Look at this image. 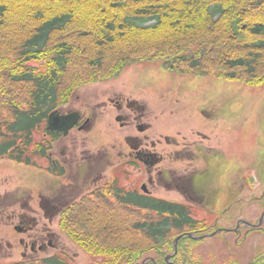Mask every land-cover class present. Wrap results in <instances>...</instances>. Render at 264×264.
I'll return each instance as SVG.
<instances>
[{"label":"trees","instance_id":"obj_1","mask_svg":"<svg viewBox=\"0 0 264 264\" xmlns=\"http://www.w3.org/2000/svg\"><path fill=\"white\" fill-rule=\"evenodd\" d=\"M143 63L263 87L264 0H0V158L44 159L45 135L59 136L46 131L52 112L77 89ZM59 227L103 264H139L150 253L166 264L177 237L208 230L191 206L118 182L66 209ZM188 242H179L175 264H200ZM11 264L70 262L62 254ZM249 264H264V252Z\"/></svg>","mask_w":264,"mask_h":264},{"label":"rangeland","instance_id":"obj_2","mask_svg":"<svg viewBox=\"0 0 264 264\" xmlns=\"http://www.w3.org/2000/svg\"><path fill=\"white\" fill-rule=\"evenodd\" d=\"M114 91L138 100L147 107L153 136L163 134L171 138L177 137L180 142L186 138L191 144L201 140L208 148V175L202 177L208 183L203 191L197 192L198 196L203 197L204 206L202 203L200 206L193 205L189 195L175 187L168 190L164 186H149L145 171L136 168H130L125 175L119 172V177L127 188L141 192V186L147 184L156 198L191 204L194 217L210 226L202 234L209 233L216 222L233 227L235 222L230 217L238 215L239 209L243 210L245 217L251 215L254 222L260 218L264 210V86L252 88L240 82H227L213 76H175L162 70L158 63H143L129 68L116 80L78 89L69 104L62 109L78 111L81 108L78 96L88 100L98 97L93 100L98 103L104 100V93L111 94ZM99 119L102 120H98L90 132L82 135L83 140L80 139L85 145L79 148V157L86 158L84 167L88 168H81V176L78 172V195L88 191L104 168L94 160H91L93 164L89 167L86 162L90 160L89 157H93L90 155L99 153L102 148L112 151V146L116 147L115 151H119L123 136L127 135V130L121 129L111 117L103 115ZM43 132L42 130L36 135L38 141L43 139ZM72 135L78 136V133L74 131ZM63 146L65 141L57 143L54 151H61ZM85 151H89L90 155ZM159 151L168 155L172 148L165 145L164 150L162 148ZM39 163L40 167L46 166L45 161ZM164 166L181 171L185 164L171 163L169 160ZM109 172L115 175L118 173L111 169ZM66 176L64 183L76 176L75 165ZM104 176L109 178L106 172ZM58 182L54 180L49 185V180L41 169L16 166L9 160L0 159V195L3 198L27 200L31 195L37 197L39 193H44L49 186L53 187ZM226 209L228 213L223 215ZM44 222L48 223V220ZM48 227L59 237L58 249L29 256V260L65 254L70 264L104 263L103 259H95L83 252L60 229L57 221L53 225L48 224ZM2 237L4 240L15 238L5 229ZM15 239L18 244V239ZM236 241L237 237L231 234L218 235L201 242L190 241L187 243L188 256L192 262L200 264H247L264 252V234H251L247 241L244 240L242 248L235 246ZM61 249H64L63 253ZM152 255L150 253L148 256ZM23 260L20 251H17L12 258L4 257L0 260V264Z\"/></svg>","mask_w":264,"mask_h":264},{"label":"flooded vegetation","instance_id":"obj_3","mask_svg":"<svg viewBox=\"0 0 264 264\" xmlns=\"http://www.w3.org/2000/svg\"><path fill=\"white\" fill-rule=\"evenodd\" d=\"M103 97L104 100L94 103L93 100L98 97L88 100V98L78 96V103L81 107L78 108V111H61L62 115L76 112L80 117L78 125L68 136L60 134L55 145L65 141V146L59 152L54 151L55 145L48 151L45 159L46 166L40 167L41 164L33 166L34 169L42 170L49 180V185L54 180L59 181L55 183V186H49L44 193H39L37 197L31 195L27 200H19L13 197L3 198L0 195V260L4 257L12 258L17 251H20L24 260H29V256L46 253L49 249L57 250L59 237L52 228L48 227V224L53 225L55 221L59 224L66 209L85 196L113 188L115 179H119V176L117 173L115 175L109 172L110 169L115 172L123 170L124 173L130 168L144 170L149 186L154 188L164 186L168 190L175 187L176 190L189 195L190 201L204 202L203 197L196 194V191H203L208 183L202 178L208 175L206 167L208 148L204 145V141L200 140L191 144L186 138L180 142L177 137L171 138L163 134L153 136V126L149 122L150 114L146 106L138 100L125 97L116 91L111 94L109 92L104 93ZM103 115L111 117L115 122L119 120L120 122H117L119 127L127 130V135L123 136V144L119 151H115V146L111 147L113 152L102 148L99 153L90 155L89 151H85L93 156L89 157L90 162H86L89 167L93 164L91 160H94L98 165L101 163L104 168L99 172V176L94 179L88 191L78 195L81 168H88L84 167L86 158H81V161L79 157V148L85 145V143L80 142V139L83 140L82 135L90 132L97 121L102 120L99 119V116ZM74 131L78 133V136L72 135ZM165 145L172 148V152L168 155L159 151L162 148L164 150ZM169 160L171 163L183 162L185 166H182L181 171H178V168L163 167V164L168 163ZM74 165L76 166V176L69 179L68 183H64L63 179L67 178V172ZM104 172L108 174L110 180L105 178ZM242 211L239 209L238 215L230 217L235 224L229 228L236 230L233 233L237 237L236 245H239L240 248L243 247L242 242L247 241L251 234L264 233L263 227L257 231H252L249 228L251 224L259 222L264 210L256 222L252 220L251 215L245 217ZM41 212L43 216H41ZM225 212L228 211L225 210ZM44 220H48V223ZM4 229L18 239V244L15 238L3 239L2 232ZM63 250L61 249L62 253Z\"/></svg>","mask_w":264,"mask_h":264},{"label":"water","instance_id":"obj_4","mask_svg":"<svg viewBox=\"0 0 264 264\" xmlns=\"http://www.w3.org/2000/svg\"><path fill=\"white\" fill-rule=\"evenodd\" d=\"M79 121V116L76 113H72L66 116H62L58 111L53 112L49 119H48V127L47 130L48 131H59V132H63L64 135H68V133L78 124ZM146 189V186H143V190ZM264 216L261 219L260 223L258 225L255 226H251L252 228H258L261 226L262 222H263ZM220 231H217L211 235H208V237H213L215 235H217ZM184 236H180L178 237L175 242H174V255H169L166 257V261L168 264H173L171 262L172 258L177 255L178 253V243L180 241L181 238H183ZM187 237H189L190 239H193L195 241H200L203 240L204 238H206V236L204 237H196L193 234H188ZM148 262H155V260L153 258H147L145 259L141 264H147Z\"/></svg>","mask_w":264,"mask_h":264}]
</instances>
